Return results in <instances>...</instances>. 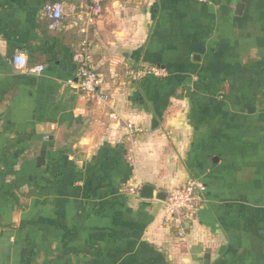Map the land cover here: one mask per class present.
<instances>
[{
    "label": "crops",
    "instance_id": "obj_1",
    "mask_svg": "<svg viewBox=\"0 0 264 264\" xmlns=\"http://www.w3.org/2000/svg\"><path fill=\"white\" fill-rule=\"evenodd\" d=\"M89 2L0 0V264H264V0L110 4L90 30L105 103L73 60ZM190 179L179 238L156 194Z\"/></svg>",
    "mask_w": 264,
    "mask_h": 264
},
{
    "label": "built area",
    "instance_id": "obj_2",
    "mask_svg": "<svg viewBox=\"0 0 264 264\" xmlns=\"http://www.w3.org/2000/svg\"><path fill=\"white\" fill-rule=\"evenodd\" d=\"M119 0H90L89 4L76 14V22L82 34V41L79 49L74 53L73 60L77 65V85L83 92L84 96L90 100H96L99 103H105L108 96L104 89V78L97 72L92 63V41L90 40V30L93 26L103 21L108 12V6ZM202 3H207L208 0H196ZM55 25L65 16V4L57 1L47 6ZM14 64L18 68H24L28 65L27 56L18 52L14 56ZM45 67L38 65L31 68L32 71L42 72ZM145 74H151L158 78H163L168 75L165 68L157 65L147 67L145 69H130L128 75L133 79L139 78ZM116 118V115H112ZM128 134L134 136L142 130L134 124L127 125ZM205 185L198 179H190L183 185L171 189L163 201V223L171 225L175 228L179 238H185L186 226L185 223L192 220L198 210L200 203L204 198Z\"/></svg>",
    "mask_w": 264,
    "mask_h": 264
},
{
    "label": "water",
    "instance_id": "obj_3",
    "mask_svg": "<svg viewBox=\"0 0 264 264\" xmlns=\"http://www.w3.org/2000/svg\"><path fill=\"white\" fill-rule=\"evenodd\" d=\"M140 196L142 198L151 199L154 197V187L150 184H143L140 191ZM167 196V192L160 191L156 194L157 198L165 200Z\"/></svg>",
    "mask_w": 264,
    "mask_h": 264
},
{
    "label": "trees",
    "instance_id": "obj_4",
    "mask_svg": "<svg viewBox=\"0 0 264 264\" xmlns=\"http://www.w3.org/2000/svg\"><path fill=\"white\" fill-rule=\"evenodd\" d=\"M54 3V2H53ZM78 50V49H77ZM76 50V51H77ZM75 51V52H76ZM74 52V53H75ZM259 102L261 103L263 109H264V86L259 90Z\"/></svg>",
    "mask_w": 264,
    "mask_h": 264
}]
</instances>
